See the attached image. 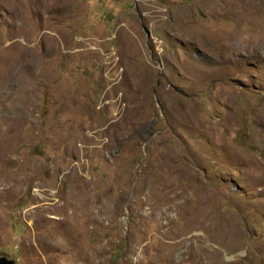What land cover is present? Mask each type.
I'll list each match as a JSON object with an SVG mask.
<instances>
[{"label":"rangeland","instance_id":"1","mask_svg":"<svg viewBox=\"0 0 264 264\" xmlns=\"http://www.w3.org/2000/svg\"><path fill=\"white\" fill-rule=\"evenodd\" d=\"M264 264V0H0V255Z\"/></svg>","mask_w":264,"mask_h":264},{"label":"water","instance_id":"2","mask_svg":"<svg viewBox=\"0 0 264 264\" xmlns=\"http://www.w3.org/2000/svg\"><path fill=\"white\" fill-rule=\"evenodd\" d=\"M0 264H17L12 257H8L6 255H0Z\"/></svg>","mask_w":264,"mask_h":264}]
</instances>
